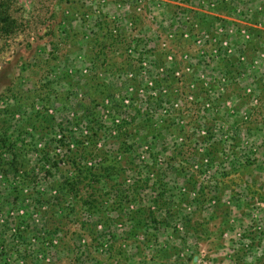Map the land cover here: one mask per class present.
I'll return each mask as SVG.
<instances>
[{
    "label": "rangeland",
    "instance_id": "obj_1",
    "mask_svg": "<svg viewBox=\"0 0 264 264\" xmlns=\"http://www.w3.org/2000/svg\"><path fill=\"white\" fill-rule=\"evenodd\" d=\"M218 2L252 34L248 60H261L262 29L248 22L263 24L255 14L264 0ZM0 5L10 18L0 38V264H264V107L254 110L245 91L264 88L262 67H248L223 95L236 112H191L181 127L170 119L157 127L142 101L139 113L124 108L118 78L149 23L125 27L122 40L100 24L86 28L96 8L135 16V0ZM205 6L146 0L145 8L172 9V27ZM165 84L169 99L193 85L197 97L206 91L190 78Z\"/></svg>",
    "mask_w": 264,
    "mask_h": 264
},
{
    "label": "built area",
    "instance_id": "obj_2",
    "mask_svg": "<svg viewBox=\"0 0 264 264\" xmlns=\"http://www.w3.org/2000/svg\"><path fill=\"white\" fill-rule=\"evenodd\" d=\"M135 2L138 9L133 17L120 16L123 12L118 16L107 15L101 8H96L85 16L87 30H97L98 24L104 26L105 22L111 21L117 23L112 26L111 31L119 37H124L127 31L125 27L134 30L139 25L137 23L139 19L148 17V20L153 21V25L146 26V31L144 30L146 33L140 35L137 42L126 49L131 67L122 70L118 77L125 87L122 94L124 108L128 112L139 113L142 111V101L156 118L157 127L168 125L169 119L168 123L172 120L177 122L179 116L191 112L207 114L218 109L229 113L236 112L233 101L223 100L222 97L234 84L242 83L247 79L246 71L250 63L247 47L253 40L248 28L240 27L235 30L223 24L212 31L205 30L200 27L199 19L196 21L193 15L187 13L182 14V24L167 30L166 26L155 23L154 14H150L145 8L146 0H135ZM222 2L228 5L235 4V0H222ZM202 3L207 4L212 10L219 7L218 0ZM235 37L238 39L236 40ZM180 44L187 46L188 50L177 51L176 46ZM178 64L182 66L177 68ZM251 64L253 68L262 67L264 70V53H261V60L256 59ZM198 65L200 69L196 71ZM172 78L182 81L190 78L203 82L206 90L204 97L196 96L193 85L189 90L183 89L177 99H169L171 88L165 84L160 89L158 82ZM211 78L214 79L215 84L209 82ZM263 90L264 88L257 93L252 85L245 88L247 96L252 98L250 103L254 106V110L264 107L261 98L264 94ZM219 103L223 107L220 105L218 108ZM262 113L264 114V108ZM249 121H252V118L246 116V122ZM177 123L180 127L183 125L181 120ZM203 134L205 135L206 132ZM179 142L183 144L185 138L180 137ZM157 161L161 166L165 165L164 158L160 157ZM205 161L210 163L207 157Z\"/></svg>",
    "mask_w": 264,
    "mask_h": 264
},
{
    "label": "crops",
    "instance_id": "obj_3",
    "mask_svg": "<svg viewBox=\"0 0 264 264\" xmlns=\"http://www.w3.org/2000/svg\"><path fill=\"white\" fill-rule=\"evenodd\" d=\"M214 0H200V2H213ZM203 4V3H202ZM226 4V3H225ZM233 4H229V6H231ZM153 11L151 12L154 13V15H158L159 14V20L162 19V17H165V18H171V19H167L166 22L164 23H167L168 26L171 27L170 23L172 22H175V20L173 19L174 16H176V14H174L173 10L172 9H168L169 11H167L166 13H160V11H157L158 9L157 8H152ZM124 13V12H123ZM161 14V15H160ZM126 15V14H124ZM195 18L194 20L198 21L199 19V22H200V27L202 29H205V30H214L215 27H219L220 25H223V24H226L229 26V28H232L235 30H237L238 28L240 27H244L242 25L239 24V22L237 21H240L238 19V17H236V15H234V13H232V11H226V10H221V9H216V10H212L208 5L205 6L204 8L202 7L200 9V11L196 14H194ZM255 16H259L264 18V10L262 9L261 12L259 13H256ZM226 20H225V19ZM256 18V17H254ZM143 19V18H142ZM224 19V20H223ZM178 20V19H176ZM183 20V18H182ZM144 21L147 23H149V25H153V21L152 20H148L147 19H144ZM251 23V24H250ZM185 24V23H184ZM248 24L252 25V27H256L257 29H262L261 32H262V36H260V41L262 42V45L264 47V21H263V24H258L256 22V19H253L252 22H248ZM187 25V24H186ZM185 25V26H186ZM176 25H172L171 29H173ZM171 29H168V30H171ZM235 39L237 40L238 38L235 37ZM252 42H250L248 45H250ZM237 44V43H236ZM248 48V47H247ZM264 53V51H262ZM254 61V60H253ZM250 63L248 64L249 65V68L250 70L253 68V65L251 64L252 61H249Z\"/></svg>",
    "mask_w": 264,
    "mask_h": 264
},
{
    "label": "trees",
    "instance_id": "obj_4",
    "mask_svg": "<svg viewBox=\"0 0 264 264\" xmlns=\"http://www.w3.org/2000/svg\"><path fill=\"white\" fill-rule=\"evenodd\" d=\"M9 20H10L9 15L7 14L6 10H5V14H4V12L2 10V7L0 5V38L3 35H5L6 33L10 32V30H8L7 27L1 26L2 24L7 23ZM109 23H112V22L111 21L105 22L103 27L106 28L107 31L109 29L110 32L113 33L111 31L112 25L110 26ZM116 38H118V40H122L123 39V37H119V36H116ZM110 48H111V46H108L107 49H110Z\"/></svg>",
    "mask_w": 264,
    "mask_h": 264
}]
</instances>
